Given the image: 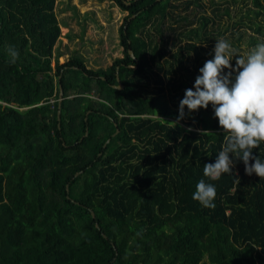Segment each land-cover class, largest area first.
Wrapping results in <instances>:
<instances>
[{"label": "trees", "instance_id": "trees-1", "mask_svg": "<svg viewBox=\"0 0 264 264\" xmlns=\"http://www.w3.org/2000/svg\"><path fill=\"white\" fill-rule=\"evenodd\" d=\"M114 1L121 57L91 69L59 62L55 0H0V264H264V178L242 161L204 177L223 143L211 104L172 123L220 35L264 38V0ZM201 179L214 208L192 198Z\"/></svg>", "mask_w": 264, "mask_h": 264}, {"label": "clouds", "instance_id": "clouds-1", "mask_svg": "<svg viewBox=\"0 0 264 264\" xmlns=\"http://www.w3.org/2000/svg\"><path fill=\"white\" fill-rule=\"evenodd\" d=\"M6 51L10 62L15 63L18 51L11 46ZM213 52V58L199 69L193 87L185 89L177 120L172 123L211 104L214 118L223 129V143L215 163L204 164V177L219 180L242 161L246 175L255 173L264 178V161L253 155V149L264 141V38L246 55H238L228 40L219 38ZM232 57L236 58L234 67L230 64ZM216 195V187L201 179L192 198L205 208H214Z\"/></svg>", "mask_w": 264, "mask_h": 264}, {"label": "rangeland", "instance_id": "rangeland-1", "mask_svg": "<svg viewBox=\"0 0 264 264\" xmlns=\"http://www.w3.org/2000/svg\"><path fill=\"white\" fill-rule=\"evenodd\" d=\"M184 1L181 0L177 11L180 12L181 10L183 14H187L189 9L186 11L180 9ZM200 1L203 4L205 12L210 13L212 7L211 0ZM214 1L221 2L222 0ZM236 2L237 8H242L243 12V2L241 0H236ZM248 5L254 7L249 1ZM231 7L233 8L232 5ZM192 8L193 12L189 15V18L193 17L192 15L195 10L200 9L196 6ZM54 11L60 24V36L53 50L57 49L62 53L59 57V62L62 63L70 55L76 54L82 58L87 68L97 69L110 64L114 57H121V48L118 45V26L122 24L127 12L120 10L114 0H55ZM225 18L221 22L227 21ZM237 18L238 15L236 16V13L233 14L232 11L231 19L227 22L236 20ZM247 31L250 32V30ZM223 34L225 35L226 33ZM219 38H223V36L220 35ZM251 48L252 46L241 41L239 49H235L240 55H246ZM210 59L212 57H208L205 61ZM231 59L233 60V57ZM37 63L41 64L40 59H37ZM230 64L233 66L232 61ZM50 65L54 66L53 59L50 60Z\"/></svg>", "mask_w": 264, "mask_h": 264}, {"label": "water", "instance_id": "water-1", "mask_svg": "<svg viewBox=\"0 0 264 264\" xmlns=\"http://www.w3.org/2000/svg\"><path fill=\"white\" fill-rule=\"evenodd\" d=\"M128 54L131 56V52L130 51H128ZM59 78H60V76H59ZM116 80L118 81V78L116 77ZM113 87H116V88H120V87H122V85L120 84V83H118V84H116V85H112ZM59 90H60V93H59V98H58V105H60V102H61V100H62V89H61V86L59 85ZM57 118L59 119V111L57 112ZM117 132V128H115V132L113 133V134H115ZM112 134V135H113ZM86 135V134H85ZM108 141V139H106L105 140V142L103 143V146L105 145V143ZM99 155H100V153H99ZM79 174V172L78 173H76L75 175H78ZM67 189H68V186H67Z\"/></svg>", "mask_w": 264, "mask_h": 264}]
</instances>
